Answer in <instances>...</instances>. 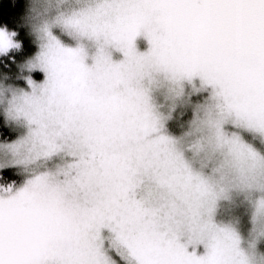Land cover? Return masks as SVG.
Masks as SVG:
<instances>
[{"label":"clouds","instance_id":"1","mask_svg":"<svg viewBox=\"0 0 264 264\" xmlns=\"http://www.w3.org/2000/svg\"><path fill=\"white\" fill-rule=\"evenodd\" d=\"M217 7L225 27L190 26ZM53 36L89 66L102 57L115 119L142 149L141 194L168 205L197 264H264V39L242 5L0 0V145L29 134L17 109L47 79ZM31 151L0 147V185L55 163H23Z\"/></svg>","mask_w":264,"mask_h":264},{"label":"snow or ice","instance_id":"2","mask_svg":"<svg viewBox=\"0 0 264 264\" xmlns=\"http://www.w3.org/2000/svg\"><path fill=\"white\" fill-rule=\"evenodd\" d=\"M196 2L242 5L264 39V0ZM189 24L218 29L227 18L217 7ZM52 40L47 79L17 109L29 134L0 147L17 156L31 144L23 163H55L0 185V264H197L175 234L168 205L141 194L142 149L126 143L115 119L113 77L100 72L102 57L89 66Z\"/></svg>","mask_w":264,"mask_h":264}]
</instances>
